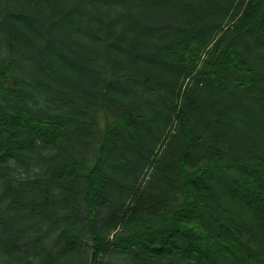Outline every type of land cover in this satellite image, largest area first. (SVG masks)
I'll use <instances>...</instances> for the list:
<instances>
[{"label": "trees", "instance_id": "16d2710c", "mask_svg": "<svg viewBox=\"0 0 264 264\" xmlns=\"http://www.w3.org/2000/svg\"><path fill=\"white\" fill-rule=\"evenodd\" d=\"M0 264H264V0H0Z\"/></svg>", "mask_w": 264, "mask_h": 264}, {"label": "rangeland", "instance_id": "374dc122", "mask_svg": "<svg viewBox=\"0 0 264 264\" xmlns=\"http://www.w3.org/2000/svg\"><path fill=\"white\" fill-rule=\"evenodd\" d=\"M100 121H101V124H102V125L105 124V117H104V114H101V115H100Z\"/></svg>", "mask_w": 264, "mask_h": 264}]
</instances>
